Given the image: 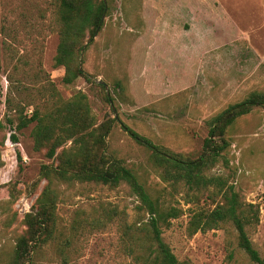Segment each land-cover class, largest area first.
<instances>
[{"label":"rangeland","instance_id":"obj_1","mask_svg":"<svg viewBox=\"0 0 264 264\" xmlns=\"http://www.w3.org/2000/svg\"><path fill=\"white\" fill-rule=\"evenodd\" d=\"M104 1V26L82 58L94 82L66 84L65 69L54 61L59 33L53 0H0V264L10 263L27 230L25 216L36 211L47 184L40 180L41 166L54 162L35 148L36 123L16 128L19 112L49 108L50 87L65 100L84 92L97 125L117 117L107 138L109 153L134 169L165 205L185 211L163 230L180 260L234 264L229 227L192 236L187 231L190 209H212L211 200L189 203L183 186L164 182L151 151L122 123L154 144L198 157L210 118L253 91L264 92V0ZM226 139L228 163L211 173L228 177L247 202L259 206L260 223L249 234L264 258V109L238 119ZM55 189L56 230L35 253L36 264H132L121 250L117 225L92 222L111 212L128 223L144 215L127 184L57 182ZM236 258L255 264L240 252Z\"/></svg>","mask_w":264,"mask_h":264},{"label":"trees","instance_id":"obj_2","mask_svg":"<svg viewBox=\"0 0 264 264\" xmlns=\"http://www.w3.org/2000/svg\"><path fill=\"white\" fill-rule=\"evenodd\" d=\"M53 3L57 9L59 33L55 66L65 69L63 81L66 84L80 78L93 83L94 77L84 69L82 58L104 26L107 3L104 0H53ZM98 86L105 91L104 84ZM49 90L54 101L45 112L35 109L31 115L19 112L18 116V130L36 123L32 131L35 148L46 150V156L54 162L41 166L40 180H46L47 184L36 202V211L25 216L27 230L18 238L9 264H36L35 253L52 239L57 226V182L110 187L127 184L140 201L138 213L144 215L128 223L124 216L111 212L105 219H94L93 224L117 225L121 250L132 264H192L190 260H180L163 237L164 227L181 217L184 209L165 205L134 169L109 153L107 138L117 117L97 125L84 92L78 91L65 100L54 87ZM106 100L111 103L113 99L106 95ZM256 108L264 109L262 91L251 92L244 100L210 118L208 136L202 153L196 158L154 144L122 123L130 136L151 151L154 166L164 182L173 187L183 186L189 203L200 204L203 197L211 200L212 209H190L187 231L192 236L229 227L232 238H229V247L233 249L228 256L234 264H242L237 262L238 252L255 264H264L249 234V229L260 223V208L247 202L228 177L211 172L219 163H228L226 152L231 144L226 135L229 129ZM12 139L18 142L16 135Z\"/></svg>","mask_w":264,"mask_h":264},{"label":"water","instance_id":"obj_3","mask_svg":"<svg viewBox=\"0 0 264 264\" xmlns=\"http://www.w3.org/2000/svg\"><path fill=\"white\" fill-rule=\"evenodd\" d=\"M105 18V16H104ZM99 83L104 84L107 87V84L104 81L99 80Z\"/></svg>","mask_w":264,"mask_h":264}]
</instances>
